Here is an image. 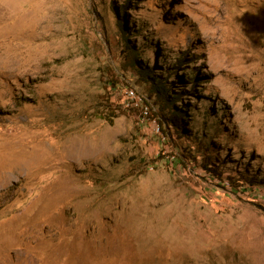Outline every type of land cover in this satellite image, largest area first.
<instances>
[{"label": "rangeland", "instance_id": "374dc122", "mask_svg": "<svg viewBox=\"0 0 264 264\" xmlns=\"http://www.w3.org/2000/svg\"><path fill=\"white\" fill-rule=\"evenodd\" d=\"M0 264H264V0H0Z\"/></svg>", "mask_w": 264, "mask_h": 264}, {"label": "trees", "instance_id": "16d2710c", "mask_svg": "<svg viewBox=\"0 0 264 264\" xmlns=\"http://www.w3.org/2000/svg\"><path fill=\"white\" fill-rule=\"evenodd\" d=\"M131 2L130 1H128L127 2V5L128 4H130ZM126 10H127V7H126V5H122L121 7H120V11L119 12H121L122 13V15H119V18L120 19H122V20H120V22L122 23V26H124V27H126V24H125V20H126ZM121 17H123V18H121ZM123 27V29H127V28H124ZM124 34H126V33H124ZM125 36H127V35H125ZM134 55V57H136L137 55H138V53L136 52V54H133ZM137 58V57H136ZM180 60V62L184 65V64H186V58L185 57H183V58H180L179 59ZM145 72V71H144ZM150 72V71H149ZM149 72L148 73H144L146 76H148L149 77ZM160 84H163L162 82H159ZM161 86V89H158V94L161 96V98L163 99V101H164V104H168V103H170L171 102V100H169V95H166L163 91H162V87L164 86H162V85H160ZM165 90V89H164ZM179 96L180 95H174V96H172L171 98H172V100H174V101H178L179 100ZM171 108H174V106L173 107H171ZM176 109V108H175ZM167 115L169 116V117H167V118H165L164 120H166V123H165V125L167 126V127H169V126H172L173 128H175L177 131H183V130H185V128L182 126L183 125V123H184V121H185V117H186V115H185V113H184V111L183 110H181V109H178V110H172V112H168L167 113ZM202 167H203V169L206 171V172H208V173H210V174H212V175H214V176H217L218 175V177H221V174L220 173H218V167H216L214 164H212V163H209V162H205L204 161V163H202ZM251 182H253V184H254V181H251ZM251 182L249 181V185L250 186H252L253 184H251Z\"/></svg>", "mask_w": 264, "mask_h": 264}, {"label": "built area", "instance_id": "2783aa9c", "mask_svg": "<svg viewBox=\"0 0 264 264\" xmlns=\"http://www.w3.org/2000/svg\"><path fill=\"white\" fill-rule=\"evenodd\" d=\"M130 94L133 95L134 93L131 91ZM143 115H144L143 118L148 115V109H147V107L144 108Z\"/></svg>", "mask_w": 264, "mask_h": 264}, {"label": "bare ground", "instance_id": "6f19581e", "mask_svg": "<svg viewBox=\"0 0 264 264\" xmlns=\"http://www.w3.org/2000/svg\"><path fill=\"white\" fill-rule=\"evenodd\" d=\"M33 156V155H32ZM35 158V157H34ZM36 160V159H35ZM29 161V160H28Z\"/></svg>", "mask_w": 264, "mask_h": 264}]
</instances>
